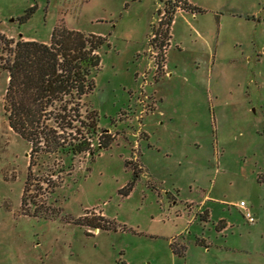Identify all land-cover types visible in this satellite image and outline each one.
<instances>
[{
    "label": "rangeland",
    "instance_id": "rangeland-1",
    "mask_svg": "<svg viewBox=\"0 0 264 264\" xmlns=\"http://www.w3.org/2000/svg\"><path fill=\"white\" fill-rule=\"evenodd\" d=\"M167 1L0 0L7 37H106L84 98L93 153L29 167L0 68V264H264V0H187L200 9L175 11L161 63L151 34Z\"/></svg>",
    "mask_w": 264,
    "mask_h": 264
},
{
    "label": "trees",
    "instance_id": "trees-1",
    "mask_svg": "<svg viewBox=\"0 0 264 264\" xmlns=\"http://www.w3.org/2000/svg\"><path fill=\"white\" fill-rule=\"evenodd\" d=\"M166 4L162 19L151 34V47L158 50L157 60L161 63L175 11L200 9L187 0H168ZM33 8L26 10L19 17L20 21L28 19ZM105 40L102 35L63 26L52 30L48 42L13 39L0 32V68L8 76L4 113L9 126L31 146L29 167L32 159L41 153L73 156L93 153L96 149L91 142L97 133L96 112L86 107L84 98L94 88V73L101 60L98 50ZM110 141L111 137L105 134L97 148L107 147ZM138 169L136 163L135 176ZM29 176L30 171L24 191ZM133 184V181L128 182L120 189L121 193L127 195ZM22 204H26L24 193ZM108 223L94 226L107 228ZM170 245L174 253H182L175 249L173 242Z\"/></svg>",
    "mask_w": 264,
    "mask_h": 264
},
{
    "label": "built area",
    "instance_id": "built-area-1",
    "mask_svg": "<svg viewBox=\"0 0 264 264\" xmlns=\"http://www.w3.org/2000/svg\"><path fill=\"white\" fill-rule=\"evenodd\" d=\"M238 206L240 208H242L245 212H244V217L251 223H253L255 221L253 215L251 214V212L248 210V208L246 207V204L244 201H240Z\"/></svg>",
    "mask_w": 264,
    "mask_h": 264
},
{
    "label": "crops",
    "instance_id": "crops-1",
    "mask_svg": "<svg viewBox=\"0 0 264 264\" xmlns=\"http://www.w3.org/2000/svg\"><path fill=\"white\" fill-rule=\"evenodd\" d=\"M25 39V38H24Z\"/></svg>",
    "mask_w": 264,
    "mask_h": 264
}]
</instances>
